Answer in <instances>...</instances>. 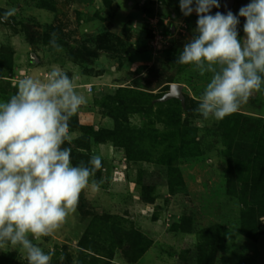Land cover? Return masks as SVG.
Masks as SVG:
<instances>
[{
  "label": "rangeland",
  "instance_id": "rangeland-1",
  "mask_svg": "<svg viewBox=\"0 0 264 264\" xmlns=\"http://www.w3.org/2000/svg\"><path fill=\"white\" fill-rule=\"evenodd\" d=\"M141 1L108 0L107 6L105 0H91L82 4L75 0H52L54 9L47 10L37 6L38 0H0V8L6 11L17 9L12 16L11 27L0 22V50L12 54L13 64L11 71L0 69V101H7L15 93V88L13 91V87H9L13 79L25 75L43 78L52 65H58L67 74L70 71L74 74L78 90L87 97V103L75 114L79 124L93 126L96 130L103 126L111 128L112 121L102 115L91 101L105 94H114L119 87L144 90L139 78L144 70L140 73L137 71L145 69L150 62L166 60L164 47L174 40L164 29L158 28V24L152 26L156 28L152 33L153 29L147 23L152 16L145 13L143 16ZM155 13L158 14L157 11ZM48 25L56 27V30H50ZM173 25L166 30H176L177 24ZM122 27L128 28L130 34L121 33L120 54L112 56L99 50L98 56L73 65L72 52L81 48V41H91L101 32L115 31L116 28L121 30ZM52 33L56 34L60 50L50 45ZM155 38L159 40L158 45L161 43L158 48L151 45ZM45 39L47 45L42 43ZM86 46L92 51L96 48L94 43L87 42ZM87 70L91 71L89 76L98 77L97 80L89 79L83 86L79 79L80 75H84L82 71ZM178 80L184 84L183 94L198 101L197 97L210 81V74L200 76L189 67ZM164 92L165 88L153 94ZM165 102L161 98L152 100L148 107L151 110L148 119L145 114L130 113L128 117L132 127L141 128L148 124L152 130L163 131L165 124L161 121L164 118L158 112L169 107ZM168 109L179 112L175 106ZM239 112L264 121V89L242 105ZM194 118L192 127L196 130V141L201 145L203 156L178 157L175 161L174 166L179 169L184 183V190L175 195H170L163 184L167 179L166 170L159 165V152L154 147H150L155 151L148 158L150 161L127 163L122 150L106 144L99 148L95 141H91V155L105 158L102 160L100 178L94 176L100 182V191L88 193L90 199L87 198L85 203L88 214L83 215L77 210L56 234L39 242L33 241L46 253H54L51 264H171L169 261L172 259H166L178 255V249L191 247V242L185 236L180 238L178 234L169 233L171 223L178 221L182 215L190 219L191 228L197 227L194 240L197 244L201 243L200 249L207 244L203 242L206 241L203 233L209 231L212 236L208 239H216V244H223L226 255H248L250 258L236 264L258 263L261 255H254L256 250L261 251L264 257V235L250 239L241 234L240 214L243 206L238 196L226 194L228 166L220 155L223 147L219 135L211 133L216 121H204V126L200 127L197 121H201L202 117L195 114ZM70 132L71 144L82 135L77 129ZM106 149L110 151V159L106 157ZM142 179L155 184L150 191L156 197L152 205L144 204L140 198ZM260 220L264 224V218ZM105 226H112L118 232L105 229ZM128 236L136 240L134 246L123 240L119 244L120 237ZM0 257L1 264H27L25 254L19 249H0ZM173 261L176 264V260Z\"/></svg>",
  "mask_w": 264,
  "mask_h": 264
},
{
  "label": "clouds",
  "instance_id": "clouds-1",
  "mask_svg": "<svg viewBox=\"0 0 264 264\" xmlns=\"http://www.w3.org/2000/svg\"><path fill=\"white\" fill-rule=\"evenodd\" d=\"M179 8L185 17L195 12L197 20L175 62L210 74L197 97L203 127L235 114L264 89V0H249L238 15L211 14L220 0H179ZM16 11L7 10L2 20ZM50 45L60 50L55 33ZM11 83L15 93L0 101V249H19L27 264H51L54 253L33 241L56 234L86 189L100 191L94 176L102 162L93 154L87 164L74 166L72 149L65 147L72 142L70 120L87 103L74 78L52 65L43 78L25 75Z\"/></svg>",
  "mask_w": 264,
  "mask_h": 264
},
{
  "label": "trees",
  "instance_id": "trees-1",
  "mask_svg": "<svg viewBox=\"0 0 264 264\" xmlns=\"http://www.w3.org/2000/svg\"><path fill=\"white\" fill-rule=\"evenodd\" d=\"M90 1L75 0L80 4ZM105 2L109 6L108 0H105ZM11 4L16 5L14 2H11ZM37 6L47 10L54 9L52 0H38ZM5 12V9L0 8V22L11 27L13 17H10L6 22L2 20ZM143 12L148 16L154 14L150 6L145 7ZM48 26L50 30H56V27ZM122 30L128 35L130 34L128 28L122 27ZM149 37H151V34H149ZM87 42L96 44V50H90L86 46ZM42 43L44 45L48 44L46 39ZM80 44L81 48L76 49V52H72L74 53V61L71 62L74 66L79 61L85 63L88 58L98 56L99 50L112 56L118 55L122 51L120 48L122 40L109 30L99 33L91 41L83 40ZM180 52L164 51V54L167 55L166 60L154 62L150 67L140 68L137 71V73L142 70L146 71V77L141 82L144 90L119 87L114 94H105L101 98H95L91 101L94 107L100 109L102 115L112 121L111 129L99 128L95 130L93 126L80 125L77 115L72 117L70 131L77 129L82 133L81 137L70 146L65 144V147H72L71 161L74 166L79 165L81 162L88 163L92 156L90 153L91 141H95L97 144L112 145L114 148L122 150L127 163L142 160L150 161V156L156 151L159 152L157 157V161L160 162L159 165L164 166L166 170L167 179L163 184L167 187L169 194L175 195L184 190L182 175L177 166H174V163L178 157L196 158L203 156L201 145L196 141V130L192 127V118L195 114H198L196 111L198 101L184 95L183 92V105L176 99L166 101L165 103L169 107L175 106L176 109H179V112L173 111V109L170 110L169 107L162 109V112H158V115L164 118L161 121L165 124L163 131L152 130L148 124L141 128L132 127L128 117L130 113L134 112L145 114V118L148 119L151 114V110L148 108L151 106V101L162 98L168 92L170 84L178 83V77L190 67L175 62ZM78 57L79 60H77ZM12 66V54L1 49L0 69L11 71ZM85 72L82 71V74L89 75L91 73L88 70ZM162 85L165 88L164 93H158V95L152 93L153 87ZM9 87H12L10 82ZM12 89L15 91L14 88ZM2 91L5 92L4 89ZM157 104L162 103L157 102ZM182 115L184 118L181 119ZM211 133L219 135L223 147L220 155L225 158L228 166L226 194L233 197L238 196L237 199L243 206V211L240 214L241 234L250 239L264 235L263 220H260L264 218V121L262 118L250 117L238 111L222 121H216ZM81 143H83V146ZM150 147H154L155 151L151 150ZM102 169L103 166L96 172L97 174L95 173L96 179L100 178ZM152 182L142 179L140 198L144 204L152 205L155 202L156 197L150 193L155 186ZM77 210L83 215L88 214L85 203L79 204ZM190 224V219L182 215L178 221L171 223L169 231L190 233L192 230ZM105 229H110L115 233L118 232L112 226L110 228L105 226ZM203 234L206 239L203 242L207 244H204V248H199L200 255H214L217 249L216 239H208L212 236V232L207 231ZM118 240L119 244L123 241H128L133 246L136 244V240L131 236L123 239L120 237ZM6 258L9 259V257L4 259ZM1 260L2 257H0Z\"/></svg>",
  "mask_w": 264,
  "mask_h": 264
},
{
  "label": "crops",
  "instance_id": "crops-1",
  "mask_svg": "<svg viewBox=\"0 0 264 264\" xmlns=\"http://www.w3.org/2000/svg\"><path fill=\"white\" fill-rule=\"evenodd\" d=\"M140 3H142L141 4L142 7L140 8V10L143 16L145 13L143 12V9L147 6H150L153 10L157 11L158 13L156 14L154 11V15L147 19L149 20V22L147 23L149 24L150 28L154 29L152 26L158 24L159 25L158 28L164 29V31H166V33L169 34L170 37L174 39L171 43H169L166 46V48L164 47V51H169L171 53L182 51L186 41H189L192 38V36L195 35L194 30L196 27V20H197V16L195 12H193L190 16L185 17L180 11L179 0H142ZM248 3H249V0H220V8L212 9L211 14H215L217 11L221 13H227V11L230 10L233 12V14L238 15L239 9L243 6H246ZM174 23L177 24V27H176L177 29L176 30L173 29V30H170V32H168L166 29L172 28L174 26L173 25ZM243 24H244V19L240 18V22L238 25V33L241 38H243V35H244L243 34ZM111 32L120 37L122 33V29L120 30L116 28L115 31H111ZM153 63L154 62L152 63L150 62L147 67H150ZM70 72L68 73V75L70 74L69 77L73 78L74 74ZM143 72H141L143 75L139 77L141 80L146 77V71L144 70ZM80 77L81 78L79 79L80 80L79 82H81V84L84 86L89 82V79L90 80L94 78L96 79L98 76L80 75ZM173 84L180 85L181 91L183 92L184 84L182 82L178 81V83H173ZM164 85L160 87L159 86L153 87L152 93L160 91ZM102 128L111 129L112 126L111 128L104 127V126ZM94 129L96 130V128ZM97 145L99 148H102L104 144H97ZM105 153H106V157L110 159V156H111L110 151L106 149ZM100 158L101 160H104L105 157H100ZM89 192L90 190L86 189L84 192L81 193L78 205L79 204L81 205L83 203H86V201H88L87 198H89V195H88ZM174 232L169 231V233L178 234L180 238L185 236L187 238L186 240H189L191 242L190 243L191 247L188 248L186 246L185 248L178 249L177 250L179 252L178 255H173L169 257L168 259H166V261H169V259H172L169 261L171 264H175V261L173 260H176V264H236V262L238 261L245 262V260H248V261L250 260L248 255H226V252H225L226 249H224L223 244L221 245V243L217 244L216 253L214 255H211V254L210 255H200L198 248L201 243L199 242V244H197L196 240H194L198 232V229L196 226L192 227V230L190 233L181 232V231H174ZM224 238H226V235H224ZM253 245H256V243L253 242ZM243 253H245V251ZM249 255H251V252H249ZM254 255H261L260 261L256 264H264V257L262 258L263 254L261 251L256 250Z\"/></svg>",
  "mask_w": 264,
  "mask_h": 264
},
{
  "label": "water",
  "instance_id": "water-1",
  "mask_svg": "<svg viewBox=\"0 0 264 264\" xmlns=\"http://www.w3.org/2000/svg\"><path fill=\"white\" fill-rule=\"evenodd\" d=\"M171 99H176L180 101V103L183 105L184 97H183L180 85L178 84L170 85L168 92L164 94V96L161 98V101H168Z\"/></svg>",
  "mask_w": 264,
  "mask_h": 264
},
{
  "label": "built area",
  "instance_id": "built-area-1",
  "mask_svg": "<svg viewBox=\"0 0 264 264\" xmlns=\"http://www.w3.org/2000/svg\"><path fill=\"white\" fill-rule=\"evenodd\" d=\"M158 41L159 40L157 38H155V41H151V45L153 46V48H158L157 46H161V43H160V45H158L159 44Z\"/></svg>",
  "mask_w": 264,
  "mask_h": 264
}]
</instances>
